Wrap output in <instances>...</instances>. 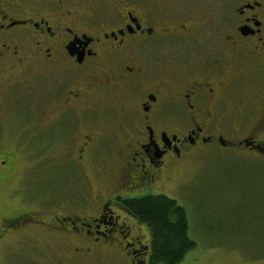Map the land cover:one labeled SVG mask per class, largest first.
<instances>
[{
	"label": "flooded vegetation",
	"instance_id": "1",
	"mask_svg": "<svg viewBox=\"0 0 264 264\" xmlns=\"http://www.w3.org/2000/svg\"><path fill=\"white\" fill-rule=\"evenodd\" d=\"M0 80V110L21 128L13 146L68 152L86 181L101 178L89 175L92 157L111 146L101 121L117 120L104 166L109 176L117 162V187L104 195L99 180H84L77 213L34 222L57 229L59 262L107 253L149 264L147 227L127 201L164 195L169 170L196 150L264 155V0H0ZM47 109L63 124L51 126ZM13 152L0 148L1 184L15 172ZM4 218L0 235L31 223L20 212Z\"/></svg>",
	"mask_w": 264,
	"mask_h": 264
},
{
	"label": "rangeland",
	"instance_id": "2",
	"mask_svg": "<svg viewBox=\"0 0 264 264\" xmlns=\"http://www.w3.org/2000/svg\"><path fill=\"white\" fill-rule=\"evenodd\" d=\"M50 111L54 110L47 109L44 116L50 119L51 126L62 125L63 120ZM0 117V126L3 124L0 148L14 151L12 165L15 167L9 181L0 183V220L18 212L24 214L21 222L31 220L25 225L28 227L21 225L18 232L0 235V264H59L64 251L58 250L63 246L56 243L60 239L57 229L53 226L49 230L34 222L45 221L58 213H77L74 208L79 207L75 203L81 199V194H86L85 179L75 175V167L67 164L68 152L16 149L13 145L21 129L16 128L18 121L11 120L2 110ZM46 122L41 118L36 124L45 125ZM101 122L109 128L106 132L112 139L106 144L111 146L92 157L89 175L96 173L101 178L85 181L94 188L99 180L101 192L109 195L117 187V162L109 176L104 174L108 172L104 166L114 162L115 140L111 134L115 132L117 120L105 118ZM232 135L231 131H226V138L230 139ZM71 158L75 160L78 154ZM176 167L169 170L172 182L163 193L184 208L187 235L195 243L179 264H264V155L239 146L227 149L205 147L192 152ZM6 168L2 167L0 173L7 172ZM95 170H101V173ZM90 189L87 188L89 193ZM64 202H68V206H62ZM85 214L89 213L86 211ZM99 230L106 229L101 227ZM140 233L141 242H148V229ZM46 240L49 245H54L45 249ZM136 249L132 247L130 252ZM112 256L103 253L88 259L85 264H117Z\"/></svg>",
	"mask_w": 264,
	"mask_h": 264
},
{
	"label": "trees",
	"instance_id": "3",
	"mask_svg": "<svg viewBox=\"0 0 264 264\" xmlns=\"http://www.w3.org/2000/svg\"><path fill=\"white\" fill-rule=\"evenodd\" d=\"M125 205L148 229L149 245L142 246L140 252L148 254L149 264H179L195 247L187 235L186 212L175 200L153 194L127 201Z\"/></svg>",
	"mask_w": 264,
	"mask_h": 264
}]
</instances>
